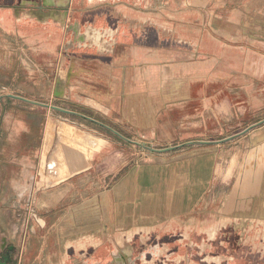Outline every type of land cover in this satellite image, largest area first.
<instances>
[{
	"label": "rangeland",
	"instance_id": "1",
	"mask_svg": "<svg viewBox=\"0 0 264 264\" xmlns=\"http://www.w3.org/2000/svg\"><path fill=\"white\" fill-rule=\"evenodd\" d=\"M200 1L204 0H72L71 3L74 11L70 22L92 28L93 33L98 28L109 43L125 30H132L139 57L124 63L162 64L161 79L145 85L140 81L131 83L128 99L140 98L143 102L139 106L146 112L137 116L147 117L148 121L142 123L149 125L148 132L140 128L139 121L108 124L124 135L134 136L132 141H126L112 136L107 128L96 129L83 122L114 139L112 148L106 151L110 156L103 163V177L116 173L121 176L134 165H149L146 160L153 163L158 159L164 166V187L165 184L169 187L171 177L180 175V167L198 158L196 152L214 156L215 174L195 213L175 216L179 221L171 219L162 224L151 221L154 231L132 233L124 229L123 233L98 237L110 244L122 243L117 251L122 264H264V193L261 194L264 191V24L260 19L246 18L242 8L237 13L226 6V14H214L216 7L221 13L226 8L223 5L209 6L206 19L202 20ZM224 15L229 19H222ZM73 37L70 31L64 45L62 64L65 66L60 74L68 86L74 87V92L83 83L88 89H98L99 95L106 98L109 90L104 82L105 69L114 61L111 54L116 52L115 57L119 56L125 46L121 49V45L116 48L113 44L111 48L107 43L111 49L103 50L97 45H67L74 42ZM220 48H224L221 53ZM205 62L210 63L211 70L214 63L220 62L219 83H213L211 91L221 90L238 100L244 98L232 110L233 116L226 115L225 111L230 110L219 107L220 102L211 106L201 98V73L209 67L203 65ZM192 73L197 75L192 77ZM115 92L120 97L123 88L118 87ZM61 102L56 104L60 106ZM133 107L138 106L128 104L120 110L129 117ZM156 115L159 119L151 122ZM47 116L49 121L62 120L80 127L73 124L80 120L61 110H51ZM151 129L155 130V136H151ZM66 144L64 152L73 154L77 149L75 142L68 140ZM144 145L160 151H150ZM107 165L110 166L106 168ZM102 173L92 171L87 175L91 184L87 189L89 194L96 192ZM116 181L114 177L104 189H111ZM162 195L166 197V191ZM122 199H125L123 195ZM214 225H218L217 231L211 235ZM114 252L93 250L89 254L95 258L106 256L112 261Z\"/></svg>",
	"mask_w": 264,
	"mask_h": 264
},
{
	"label": "crops",
	"instance_id": "2",
	"mask_svg": "<svg viewBox=\"0 0 264 264\" xmlns=\"http://www.w3.org/2000/svg\"><path fill=\"white\" fill-rule=\"evenodd\" d=\"M71 3L72 0L64 4L50 0H0V260L8 257V264H122L117 257L122 243H107L98 238L100 235L123 233L124 229H130L132 233L154 231L156 228L151 221L162 224L173 221L171 219H176L175 216L195 213L215 174L214 156L198 151V158L189 165H182L178 177L177 174L175 178L171 177L169 187L166 184L164 187V166L158 159L153 163L146 160L149 165H134L121 176L116 173L103 177L102 170L105 168L102 166L110 156L106 151L112 148L114 139L96 130L97 127L107 128L112 136L126 141H132L134 136L124 135L108 124L139 121L140 128L148 132L149 125L142 123L148 121L147 117L137 116L146 112L139 106L143 102H140V98L128 99L133 88L131 83L140 81L145 85L161 79L162 64L153 61L150 65L135 61L124 63L132 57H139L133 45L134 42L137 44V39L132 30H125L121 36L113 37V43L102 37L106 50L111 49L113 44L116 48L121 45V49L125 46L119 56L115 57L116 52L111 54L114 61L105 69L104 82L109 95L104 98L99 95L98 89H88L82 83L75 87L76 92L74 87L67 85L68 98H55L56 79L65 66L62 64L64 45L72 25L70 16L74 10ZM211 5L227 6L237 13L242 8L246 18L260 19L264 24V0L200 1L198 7L200 16L204 15L202 20L206 19ZM227 7L224 8L226 10L221 9V13L216 7L214 14H226ZM222 19L229 18L224 15ZM80 28L84 34L91 33L92 28L86 29L81 25ZM95 31L99 32L98 28ZM89 44L84 43L85 46ZM222 50L224 48L219 50L220 53ZM219 64L214 63L211 70L210 63H203L209 67L201 73V98L211 106H218L220 102L219 107L225 106L230 110L225 111L226 115L233 116L232 110L240 106L244 98L238 100L221 90L211 91L210 86L219 83ZM194 75L197 74H190L192 77ZM118 87L123 88L120 97L115 92ZM196 100L194 98L193 103ZM59 101H62L60 106L56 104ZM128 104L138 107H133L130 116L126 117L125 111L121 112L120 109ZM50 105L71 112L65 111L80 120L73 124L101 137L104 142L79 170L46 188L47 181L41 169L49 123L47 115L55 110ZM44 109L49 112L43 113ZM154 117L150 119L151 122L159 119L157 115ZM83 122L90 123L96 129L85 126ZM54 125L50 150L54 152L60 147L55 158L62 166L66 164L62 147L67 140L73 139L83 146L99 145L93 139L88 142L84 131L71 127L70 131L64 133L62 126ZM55 132L59 141L53 149ZM152 135L155 136V130H152ZM92 171L101 172L102 178L95 186L96 192L89 194L87 189L91 184L86 177ZM114 177L117 181L113 187L104 189V185ZM165 191L166 197L163 198ZM30 192L35 198L36 220L26 211ZM122 195L125 199H122ZM176 220L179 221L178 218ZM217 227L213 226L211 235L212 231H217ZM9 246H13L14 250ZM93 250L115 252L110 261L106 256L92 257L89 253Z\"/></svg>",
	"mask_w": 264,
	"mask_h": 264
},
{
	"label": "water",
	"instance_id": "3",
	"mask_svg": "<svg viewBox=\"0 0 264 264\" xmlns=\"http://www.w3.org/2000/svg\"><path fill=\"white\" fill-rule=\"evenodd\" d=\"M76 36L74 37V42L75 43H90L89 46H93V45H97L102 47L103 45V40L102 37H104V33L101 32H96V33H89L86 32L85 34L81 31L80 28V24L78 22H76ZM70 30H72V28H70ZM56 88L54 91V97L55 98H68V94H67V83L66 80L63 76V74H60L56 80ZM44 105H48V104H44ZM49 106V105H48ZM52 109L58 110V111H63V112H69L63 108H59L56 105H50ZM71 113V112H69ZM52 119H50L51 121ZM49 121V122H50ZM62 121V120H61ZM61 121H57L58 123H56V127L59 125V123ZM64 122V121H63ZM67 125H69L70 127H73L74 129L77 130H81L84 132H88L89 134L95 136L94 134H92L89 131H86L84 129H81L80 127H75L73 125H70L68 123H66ZM49 125V123H48ZM95 137H99V136H95ZM46 138V136H45ZM55 141H54V145H53V149L56 148L57 146V142L59 141V138L55 132ZM101 138V137H99ZM69 140H73V139H69ZM68 141V140H67ZM67 141L64 143L63 147H62V155L64 156V160L65 163L63 166L61 165V162L59 161V159L55 158V156H53V150H46L47 147V138H46V143H45V148H44V159H43V163H42V169L41 172L44 175L45 179H46V184L45 187L49 188L52 185H54L55 183H59L61 182L65 176L69 175L71 172H75L77 170L80 169V167L83 165V163H85L86 159L88 157L91 156V153H93L95 150H98V148H100L101 144H103L104 140L101 138V143L99 144L98 147H90V146H83L81 144H76L77 149L73 154H69L66 152H64V148L66 147V143ZM146 148H148L150 151H160L159 149H156L154 147H149L147 145H144ZM72 162L74 163V166L72 164ZM67 165V166H66ZM33 192H30V197H32ZM9 248L11 250H14L13 246H9ZM8 257H4L3 260H0V264H8Z\"/></svg>",
	"mask_w": 264,
	"mask_h": 264
},
{
	"label": "bare ground",
	"instance_id": "4",
	"mask_svg": "<svg viewBox=\"0 0 264 264\" xmlns=\"http://www.w3.org/2000/svg\"><path fill=\"white\" fill-rule=\"evenodd\" d=\"M52 3H61V4H64V3H66L68 0H50ZM99 33V32H98ZM54 121H50L49 122V125L47 126V131H46V138H47V147H46V150L47 151H49L50 150V148H51V143L52 142H50L51 140H52V136H53V128L55 127V125H54ZM59 125H60V127L62 126L63 128H64V133H66L67 131H70L71 130V127L70 126H68L65 122H63V121H61L60 123H59ZM58 135H59V133H58ZM86 138H87V140H88V142H90V139L92 140V141H94L95 143H101V138H99V137H95V136H92L91 134H89L88 132H84V134H83ZM88 145V144H87ZM99 146V145H98ZM59 148L60 147H58L57 149L59 150ZM57 149L53 152V156H55L56 155V152H57ZM213 234H215V232L213 233Z\"/></svg>",
	"mask_w": 264,
	"mask_h": 264
},
{
	"label": "built area",
	"instance_id": "5",
	"mask_svg": "<svg viewBox=\"0 0 264 264\" xmlns=\"http://www.w3.org/2000/svg\"><path fill=\"white\" fill-rule=\"evenodd\" d=\"M26 207H27L26 211L29 212L30 217H32V218L38 217L37 211H35V198L33 196L32 197L29 196L27 198Z\"/></svg>",
	"mask_w": 264,
	"mask_h": 264
},
{
	"label": "flooded vegetation",
	"instance_id": "6",
	"mask_svg": "<svg viewBox=\"0 0 264 264\" xmlns=\"http://www.w3.org/2000/svg\"><path fill=\"white\" fill-rule=\"evenodd\" d=\"M77 22V21H76ZM76 22H74V23H72V25H71V28H72V30H70V31H72V33L74 34V37L76 36V31H77V28H76ZM90 32H91V34H93V32L90 30ZM77 44L78 43H71V41L70 42H68L67 43V45H72V46H74V47H77ZM86 44V43H85ZM80 45L81 46H85L84 45V43H80ZM94 46V45H93ZM90 47H92V46H90ZM100 47V46H99ZM101 49H103V50H106L107 48L106 47H104V46H102V47H100ZM215 231H212V235H213V233H214ZM141 258V257H140ZM133 264H135V263H133Z\"/></svg>",
	"mask_w": 264,
	"mask_h": 264
}]
</instances>
